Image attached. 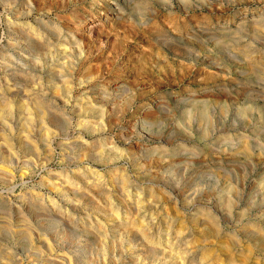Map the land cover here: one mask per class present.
Here are the masks:
<instances>
[{
  "label": "clouds",
  "instance_id": "1",
  "mask_svg": "<svg viewBox=\"0 0 264 264\" xmlns=\"http://www.w3.org/2000/svg\"><path fill=\"white\" fill-rule=\"evenodd\" d=\"M0 264H264V0H0Z\"/></svg>",
  "mask_w": 264,
  "mask_h": 264
},
{
  "label": "rangeland",
  "instance_id": "2",
  "mask_svg": "<svg viewBox=\"0 0 264 264\" xmlns=\"http://www.w3.org/2000/svg\"><path fill=\"white\" fill-rule=\"evenodd\" d=\"M99 35H101V36H102V35H103V33H100Z\"/></svg>",
  "mask_w": 264,
  "mask_h": 264
}]
</instances>
